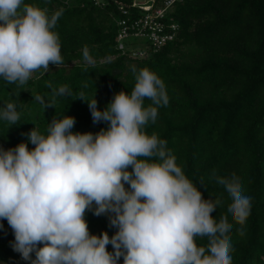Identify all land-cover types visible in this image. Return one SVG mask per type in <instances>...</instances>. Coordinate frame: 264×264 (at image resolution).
Instances as JSON below:
<instances>
[{
    "label": "clouds",
    "instance_id": "1",
    "mask_svg": "<svg viewBox=\"0 0 264 264\" xmlns=\"http://www.w3.org/2000/svg\"><path fill=\"white\" fill-rule=\"evenodd\" d=\"M62 14L58 9L49 15L24 0H0V78L23 86L50 64L64 63L54 31ZM82 56L94 62L87 48ZM131 72V93L114 94L103 110L95 97L77 96L88 104L93 123L107 128L74 132L75 118L65 115L52 119L46 134L35 127L27 133L31 149L26 142L0 146V221H7L13 250L29 264H120L121 257L123 264H232L230 234L234 224L245 234L251 197L235 173L217 176L231 201L232 222L228 215H212L223 201L205 199L166 141L145 130L156 122L158 107L169 103L164 82L147 67L133 65ZM48 86V102L34 97L45 109L57 97L73 95L67 85ZM20 115L14 102L0 108V121L9 128ZM88 211L107 216L115 233L91 234ZM197 238L207 244L198 245Z\"/></svg>",
    "mask_w": 264,
    "mask_h": 264
},
{
    "label": "trees",
    "instance_id": "2",
    "mask_svg": "<svg viewBox=\"0 0 264 264\" xmlns=\"http://www.w3.org/2000/svg\"><path fill=\"white\" fill-rule=\"evenodd\" d=\"M67 1L24 0L47 8L49 15L63 9L54 31L64 63L50 64L23 86L0 78V108L14 102L21 114L19 124L10 128L0 121V146L26 142L31 149L26 134L34 127L46 134L51 120L65 115L75 118L74 132L107 128L105 122L93 123L88 104L77 96L95 97L103 110L114 94L131 93V66L147 67L162 79L169 97L167 106L158 107L156 122L146 125L147 134L166 141L177 165L205 199L223 201L212 213L217 220L228 215L232 222L227 213L230 198L215 177H240L251 210L245 234L239 235L235 224L230 234L232 264H264V0H183L169 14L180 26L179 38L156 53L150 50L144 59L123 56L117 49V22L124 16L119 4L139 16L134 0H105L102 6L92 0ZM84 48L94 58L92 64L83 60ZM115 70L121 73L115 75ZM49 84L67 85L73 95L57 97L54 107L45 109L34 97L48 102ZM149 103L145 100L146 106ZM85 219L91 234L107 232L111 237L116 231L105 215L88 211ZM0 223V264H29L13 250L14 234L7 221ZM197 244L205 246L207 238H197ZM107 249L113 251L112 245Z\"/></svg>",
    "mask_w": 264,
    "mask_h": 264
},
{
    "label": "built area",
    "instance_id": "3",
    "mask_svg": "<svg viewBox=\"0 0 264 264\" xmlns=\"http://www.w3.org/2000/svg\"><path fill=\"white\" fill-rule=\"evenodd\" d=\"M160 1L161 5L156 6L157 0H151L144 5H139L134 0L133 8L139 10L141 13L139 16L131 14L129 8L119 4L124 16L117 22L116 42L117 49L123 56L144 59L150 50L156 53L179 38L180 26L171 21L169 14L176 4L183 0ZM92 2L96 6L105 4V0H92Z\"/></svg>",
    "mask_w": 264,
    "mask_h": 264
},
{
    "label": "rangeland",
    "instance_id": "4",
    "mask_svg": "<svg viewBox=\"0 0 264 264\" xmlns=\"http://www.w3.org/2000/svg\"><path fill=\"white\" fill-rule=\"evenodd\" d=\"M137 4L144 5L146 3H149L151 0H135ZM2 264H21V263H2Z\"/></svg>",
    "mask_w": 264,
    "mask_h": 264
},
{
    "label": "water",
    "instance_id": "5",
    "mask_svg": "<svg viewBox=\"0 0 264 264\" xmlns=\"http://www.w3.org/2000/svg\"><path fill=\"white\" fill-rule=\"evenodd\" d=\"M121 73V71L120 70H115L114 71V74L116 75V74H120Z\"/></svg>",
    "mask_w": 264,
    "mask_h": 264
}]
</instances>
